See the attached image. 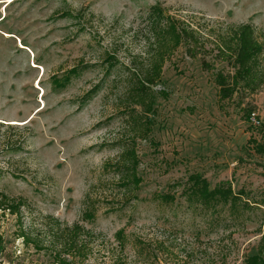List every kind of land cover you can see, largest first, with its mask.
I'll return each instance as SVG.
<instances>
[{"label": "rangeland", "instance_id": "1", "mask_svg": "<svg viewBox=\"0 0 264 264\" xmlns=\"http://www.w3.org/2000/svg\"><path fill=\"white\" fill-rule=\"evenodd\" d=\"M156 4L201 37L239 24L264 33V0H0V198L21 204L0 210V264H243L256 253L258 211L205 213L177 184L198 174L210 188L264 194V87L219 104L213 72L182 49L177 71L164 66L155 90L167 98L137 143L139 190L121 196L111 165L134 138L128 60L143 50ZM173 192L172 205L156 201ZM75 224L73 259L61 247Z\"/></svg>", "mask_w": 264, "mask_h": 264}, {"label": "trees", "instance_id": "2", "mask_svg": "<svg viewBox=\"0 0 264 264\" xmlns=\"http://www.w3.org/2000/svg\"><path fill=\"white\" fill-rule=\"evenodd\" d=\"M145 35L142 38V51L138 57L128 60L127 79L128 89L125 101L128 102V125L133 131L134 138L124 142L111 168L116 175V182L121 188L124 201L134 199L142 179L138 174L139 161L137 143L145 141L151 132L152 117L155 114L156 99H166L162 91H156L162 79L166 64H172L174 54L182 49L184 55L194 60L199 57L201 69L213 72V82L217 88L218 103L223 104L241 94H254L264 87V33L258 38L255 29L250 24L227 26L222 33L201 37L197 29L180 19L165 13L159 4L148 10L145 25ZM213 54L214 60L206 61V56ZM108 58V65H112ZM224 65L216 71V66ZM175 71L177 68L172 64ZM227 71H225V69ZM252 110L246 112V119ZM259 148V146H256ZM261 150V149H260ZM178 197H182L189 206L195 205L205 213L227 212L234 218L245 214H260V235L256 253L245 257L243 264H264V194L250 197V194L239 190L233 192L230 183L222 182L210 188L208 181L198 174L187 177L181 186ZM176 193H166L156 197V201L164 205H172ZM6 197L0 198V210H8L11 214L18 212L21 204L13 205ZM7 204V205H6ZM220 210V211H219ZM219 211V212H218ZM87 218L88 213H84ZM82 228L78 224L68 230L70 244H63L61 249L65 255L72 254L80 258L82 246L77 241ZM120 233H117L119 236ZM25 245L32 241L25 233L20 235ZM56 264H72L66 259H60Z\"/></svg>", "mask_w": 264, "mask_h": 264}, {"label": "built area", "instance_id": "3", "mask_svg": "<svg viewBox=\"0 0 264 264\" xmlns=\"http://www.w3.org/2000/svg\"><path fill=\"white\" fill-rule=\"evenodd\" d=\"M250 116H251V117H250L249 120H250L252 123H255V117H254V114L252 113Z\"/></svg>", "mask_w": 264, "mask_h": 264}]
</instances>
